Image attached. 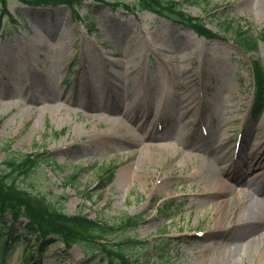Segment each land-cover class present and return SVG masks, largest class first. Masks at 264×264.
<instances>
[{"label":"rangeland","instance_id":"obj_1","mask_svg":"<svg viewBox=\"0 0 264 264\" xmlns=\"http://www.w3.org/2000/svg\"><path fill=\"white\" fill-rule=\"evenodd\" d=\"M132 1L121 0L122 3ZM7 5L14 21L5 19L0 23V80L9 83L15 80L19 60L29 57L34 68L23 74V82L40 83L44 85L40 89L47 95H63L71 103L65 101L60 107L32 108L27 112L24 106L31 107V95L20 85L13 84L10 106L3 104L7 98L0 100V160L7 149L15 154L46 149L59 168L43 165L38 172L39 178L33 183L38 191L48 193L57 203L61 202L66 214L81 212L90 218L109 222L124 215L143 214L137 227L126 235L149 243L146 259L149 264H264V236L251 250H242L231 260L222 262V244L205 239L206 236L196 239L186 235L189 231L208 232L214 227L230 224L228 221L218 222L219 216L213 210L218 198L206 196L209 192L226 195L221 190L212 189L206 182L208 172L204 165L209 158L182 146L189 140L186 134L194 126L192 123L199 116L198 110L202 109L200 118L207 121L210 129L207 140L212 139L215 143L208 148L211 155L222 158L226 148L230 147L229 154L222 159L223 166L226 167L231 160L235 131L241 126L245 125V134L248 135L242 146L250 151L261 144L262 150L264 105L259 113L249 117L253 85L248 74V61L259 60L264 67V42L259 41L251 52L241 51L233 44L231 35L225 32L223 20L247 24L255 35L264 29V0H194L193 4H183L185 12L202 18L208 28L222 36V40H205L145 11L129 14L88 1L77 8L81 16L79 21H73L66 7L49 16L47 13L52 14L53 8L40 12L13 0H8ZM111 15L119 16L121 20L115 23ZM35 22L41 28L49 29L50 34L40 33ZM109 28L117 30L113 34L118 37L121 35L118 31L124 36L118 40L111 38ZM40 44L45 46L40 48ZM183 49L187 57L179 60ZM99 53L117 65L102 61ZM174 57L177 61H171ZM83 60L87 61L85 66H82ZM167 67L172 69L173 79L167 77ZM197 70H202L198 80ZM107 71L113 74L106 76ZM85 78L90 90L102 85L100 88L107 92L103 101L97 98L92 102V96L90 99L83 96ZM105 80L110 84H104ZM180 84L186 88L180 89ZM76 90L80 95L72 94ZM7 91L0 84V93L6 94ZM176 91H179V97L174 96ZM189 91V104L193 109L186 117L182 115L186 106L181 104V99ZM163 97L167 98L165 112L174 121L165 134L176 141L173 140L166 157L149 160L127 178L126 169L134 167L133 156L124 148L130 135L115 130L113 119H119L116 114L94 118L83 106L88 103L109 107L119 101L115 113L134 115L136 110L131 105L135 104L137 111L150 121L157 113L146 109L144 104H156ZM180 120H189L191 124L186 125ZM139 122L146 128L141 141L155 143L147 135L152 132V127L140 119ZM178 122L183 125L181 129ZM191 133L199 134V127ZM106 136L117 138L109 139L104 145ZM207 140L198 139L200 143H196L206 148ZM160 142L157 140L156 143ZM216 145L220 146L218 150H215ZM105 164L112 165L114 174L99 186L96 169ZM75 168H83L77 183L65 187L64 179ZM260 185H257L258 189H261ZM62 196L66 199L63 200ZM167 202H173L174 208L158 212ZM14 229L17 230L15 237L23 231L19 225ZM32 240L25 236L14 242V253L4 264H22L20 258L25 257L24 252L28 253L27 247ZM63 250L61 243H54L42 252L35 251L27 263L105 264L98 260L86 261L78 247Z\"/></svg>","mask_w":264,"mask_h":264},{"label":"bare ground","instance_id":"obj_2","mask_svg":"<svg viewBox=\"0 0 264 264\" xmlns=\"http://www.w3.org/2000/svg\"><path fill=\"white\" fill-rule=\"evenodd\" d=\"M49 16H54V13L50 14L47 13ZM111 20L115 23H118L121 19L119 16H110ZM117 21V22H116ZM37 24V22H35ZM40 33H47L50 32L45 29L41 28L39 24H37ZM120 32L121 35L119 37L115 34H113V31L111 33V30L108 31V35L116 40L120 39V36H124L122 34V31ZM45 44H40L38 47L42 48ZM131 46V44L129 45ZM185 49H183V53L181 58L179 60H183L187 57V55L184 54ZM2 52V51H1ZM0 52V56H1ZM177 61L176 57L172 58L171 61ZM21 61V62H20ZM19 72L17 73L15 80H12L10 83L7 81L0 80V84L8 89L6 94L0 93V100L3 98H7V100L3 103L6 106H10V93H14V90L11 86L13 84H18L21 86L22 89L27 90L31 97L34 99H30L29 102L31 104L30 106L25 105L24 109L29 112L32 111V108H35L37 110L40 109H46L47 107H60L63 102H67L70 104L71 101L66 98L64 99V96H58V97H52L44 93L42 89H40L42 84L36 83V82H23V74L25 72H30L33 70L34 65L32 64V61L29 59V57H25L23 61L19 60ZM109 63L113 66H116L117 63L115 61L109 60ZM110 76V74H108ZM108 83L109 81H106ZM102 86V85H101ZM100 86V87H101ZM92 88V102L97 100L103 101L106 92L100 88ZM180 89L186 88V85H179ZM144 89V88H141ZM191 91H189L186 94H183V97L181 99V104L184 105L186 110L182 114L183 116H187L191 111V104H189V100L191 99V96H189ZM73 94L80 95L79 90H76L73 92ZM180 93L179 91H176L175 95L176 97H179ZM72 98V97H71ZM158 102L156 104L152 105H144L148 108H151L153 113L161 114L162 111H165V104L167 103V98L163 97L162 99H158ZM60 104V105H59ZM119 101L114 106H96V105H89L85 104L84 108H87L92 113V116L94 118H106L109 114H116L119 119H113L115 124V130L122 131L125 134L130 135L131 138L125 143V149L133 156V163L134 167L132 166L130 170L126 169L127 172V178L132 177L133 174L139 169L140 165H144L149 160L158 159L160 156L166 157L169 153L170 146L172 145L173 138L172 137H165L163 138L164 142L162 143H146L144 139L141 138L144 137L145 129H142L140 126L137 125V122H139V119L143 121L144 123H148L147 119H145L143 116H139L137 112H134V115L125 112L124 114H117L115 113V108H118ZM35 106H39L40 108H36ZM132 108L137 109L135 104L131 105ZM163 114V113H162ZM182 116V119H183ZM139 117V119L134 118ZM132 120H135L134 123H132ZM185 121L186 125L188 124L189 120H180ZM150 126L152 123L149 124ZM178 126L180 129L183 125H180L178 122ZM146 135V134H145ZM117 136H106L103 144H108L109 139H116ZM118 138H122L119 137ZM175 141V140H174ZM263 145V144H262ZM215 149H219V146H215ZM189 154V153H188ZM223 157L221 159H217L214 157H210L206 161V165H204V168L208 172V176L206 177V182L211 185L212 189L214 190H221L224 193H226L225 196L221 195L223 198H218L216 200L213 210L218 214V222L220 221H228L229 224H231L232 229L234 228H242L244 229V232L237 236V237H223L222 238V252H221V260L229 261L231 260L232 256H235L236 254L240 253L242 250H251L254 246H256L261 239L264 236V196H262L261 191L256 187L258 184L261 183V190L264 191V169L262 167V161L264 160V148L261 150V144L258 146V148L252 152H250L247 156V161L245 163H249V168H246L245 170H242L240 174L241 176L244 175H252L256 171H261V174H254V176L251 179L250 183L245 182V180L235 183L238 187H234L229 182L228 175L224 177L225 172L222 170V161ZM241 165V164H240ZM238 165V166H240ZM237 166V167H238ZM236 167H234L235 170ZM132 170V171H131ZM137 173V172H136ZM261 175V178H260ZM119 174H116V177H118ZM126 178V179H127ZM164 182V181H163ZM224 226L220 227H214L212 228L213 231L212 234L216 236L220 232L223 231ZM224 239V240H223ZM226 240V241H225Z\"/></svg>","mask_w":264,"mask_h":264},{"label":"trees","instance_id":"obj_3","mask_svg":"<svg viewBox=\"0 0 264 264\" xmlns=\"http://www.w3.org/2000/svg\"><path fill=\"white\" fill-rule=\"evenodd\" d=\"M29 5H46L77 2L80 0H18ZM102 1V0H97ZM1 5L5 6V0H1ZM141 9H148L156 14L169 17L174 22L192 28L198 35L206 38L214 35L204 27L199 19H194L180 10L178 3L173 0H136ZM5 10V9H4ZM6 11V10H5ZM231 26L227 24V29ZM236 36L239 43L253 49L255 42L246 37L241 28ZM260 38L264 40V32L260 33ZM258 78H261V70L256 65ZM41 157L36 155H21L19 158L8 156L0 164V207L1 212H10L13 219L26 217L29 220L26 231L30 234L37 233L39 236L56 235L66 246L74 243L79 244L90 255L94 250L98 251L100 257L113 256L107 264H132L133 261L128 256V242L120 239L111 244L108 237L115 232L114 229H129L136 222V219H121L119 225L109 226L107 223H98L86 218L83 215L68 216L53 205V202L45 194L33 191L29 186L31 173L39 167ZM103 169V168H102ZM101 169V170H102ZM100 170V171H101ZM75 174L71 176V179ZM103 240L104 242H101Z\"/></svg>","mask_w":264,"mask_h":264}]
</instances>
